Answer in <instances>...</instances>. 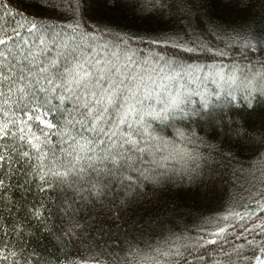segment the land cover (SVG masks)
I'll list each match as a JSON object with an SVG mask.
<instances>
[{"label":"snow or ice","instance_id":"6c2138e0","mask_svg":"<svg viewBox=\"0 0 264 264\" xmlns=\"http://www.w3.org/2000/svg\"><path fill=\"white\" fill-rule=\"evenodd\" d=\"M102 5L111 10L119 7L121 0H102ZM36 6L47 16L21 7L19 0H0V20L13 21L10 27L7 23L0 27V144L7 152L0 154V201L11 203L6 194L12 187V177L20 172L29 190L35 183L37 193L49 197L22 205L24 218L49 231L53 214L67 217L68 225L60 230L65 246L80 243L91 248L102 240L109 247L121 246L123 241L118 234L113 235V227L121 228L122 213L148 186L162 188L178 173L191 179L202 172L220 149L199 137L185 122L208 118L226 136L237 137L239 152H233L229 144L224 153L228 159H235L243 151L264 152V132L253 137L247 120L235 118L258 117L264 130V71L250 73L238 64L230 68L215 64L202 67L160 53L153 54L157 58L154 68L145 61L138 70L136 54L129 47H116L112 52H108L107 44L102 50L98 48L97 40H103L105 33L86 24L81 0H37ZM180 7L168 0L140 3L142 12L167 10L170 16ZM181 10L188 17L185 36L194 35V18L199 27L218 39L227 37L228 46L237 45L242 55L243 50H255L246 31L233 29V35L218 21L193 16L191 8ZM147 18L156 22L155 16ZM58 20L67 22L56 23ZM248 23L244 21L241 28ZM255 39L264 52V35ZM121 42L127 44L123 38ZM145 42L163 43L184 53L203 49L213 56L227 55L224 50L214 51L201 35L187 40L165 33ZM223 107L228 111H217ZM168 127L175 132L171 139L163 134ZM117 190L119 197H109V191L115 194ZM69 192L73 194L71 199L67 195L51 199L53 193ZM258 195L264 198V191ZM97 204L106 207L110 215L94 223L99 218L91 211ZM85 206L89 215L81 220L77 214ZM106 221L111 223L105 226ZM257 228L259 243L243 237L250 255L244 244L234 245L229 251L223 244L228 229L220 227L210 233L214 238L206 243H180L187 238L178 237L167 248L157 247L147 259L149 264H193V259L203 261L206 256L197 252L196 246L202 249L220 243L218 251L223 257L215 264H264V220L250 231ZM11 230L18 238L33 235L22 225ZM4 235H8L6 226ZM128 243L129 251L136 256L141 250ZM133 247L135 252L131 251ZM24 250L23 242L20 251L0 249V264L9 258L11 264H33L24 257Z\"/></svg>","mask_w":264,"mask_h":264},{"label":"trees","instance_id":"16d2710c","mask_svg":"<svg viewBox=\"0 0 264 264\" xmlns=\"http://www.w3.org/2000/svg\"><path fill=\"white\" fill-rule=\"evenodd\" d=\"M21 7L27 6L30 11L40 13L37 0H19ZM86 9L83 19L88 26H94L105 33L103 40H97L99 49L108 45V52L114 48L129 47L136 55L135 61L140 64L147 61V66L154 68L156 57L154 53H160L168 57L183 58L185 63L200 65L202 67L215 64L218 67L223 65L230 68L238 64L250 73L264 71V52L260 48L255 37L264 35V0H168L169 4H178L170 16L168 11L142 12L140 3L142 0H121L119 7L111 10L102 5V0H81ZM194 5V7H193ZM191 8L193 16L199 14L205 21L212 19L223 24L229 33L235 34L233 29L246 31L248 39L255 45V50H242L235 44L228 46V38L218 39L216 36L205 31L198 26V22L193 18L192 27L195 33L192 36H185L188 28V17L181 9ZM47 16V12L40 13ZM59 14V13H58ZM155 16L156 22L147 17ZM248 21L244 29L241 25ZM65 23V20L55 21ZM7 23L10 27L13 21L0 20V27ZM110 33V34H109ZM165 33L171 36H184L187 40L195 39V35H201L213 50H224L225 56H213L211 53L198 49L195 53H184L178 49L165 47L163 43L149 44L145 41L148 38L155 39ZM126 41L127 44L121 42ZM167 71V70H165ZM156 76V73H152ZM218 112L228 111L227 107L217 108ZM241 122L247 120L249 132L253 137H258L264 132L261 129L258 117H235ZM190 129L197 132L206 142H210L219 147L220 151L214 154V158L203 168L198 175L194 174L191 179L187 176L181 178L178 173L167 180L162 188L153 189L148 186L143 194L129 208L122 213L121 228L113 227V235H119L121 246H106L104 241L99 245L93 244L91 248L87 244L73 243L65 246L61 243V228L69 223L67 217L61 219L60 214H53L48 221L49 231H45L42 226H37L35 221L24 218L21 208L26 202L30 206L41 199H48L47 194H38L35 183L25 185L24 177L20 172L15 173L10 183L12 185L6 194L10 197L11 203L0 201V249L5 247L8 250L20 251V243L25 244L24 257L33 261V264H71V262H87V264H149L148 256L154 255L157 247L167 248L178 237H186L180 243L196 245V242L206 243L210 233L219 231L220 227L228 229L225 234L227 239H223L224 246L231 251L234 245L244 244L247 248L248 239H254L259 243L261 235L257 228L255 232L250 231L264 220V198L258 193L264 191V152H240L235 159H228L224 153L232 144V151L239 152V146L235 143L238 139L235 136L225 135L208 118L194 119L190 124ZM183 126V125H178ZM169 139L175 136L174 129L168 127L163 133ZM188 147H192L189 145ZM0 154L7 155L2 144H0ZM7 167V165H5ZM13 169L16 165L13 164ZM177 169L180 168L176 164ZM31 178H29V181ZM19 181V184L17 183ZM118 187V186H117ZM119 190L115 194L109 191V197L115 195L119 197ZM67 195L69 199L72 193H53L51 199L57 196ZM79 199V197H77ZM75 207V205H74ZM15 209L10 211L9 209ZM238 212L241 215H234ZM89 215V208L85 206L83 211L77 214V218L83 220ZM93 217L106 220L110 215L108 209L97 204L91 211ZM223 217H228L227 220ZM111 221H106L105 226ZM23 226L27 232H33L31 237L23 236L18 238L12 232L13 226ZM8 228V235H4V227ZM126 237V239H125ZM203 238V239H201ZM105 240L109 238L104 237ZM138 246L141 250L136 256L129 251V243ZM111 244V241H109ZM220 243L208 245L206 248L196 246V251L206 253L203 261L193 259V264H215V261L223 257L219 252ZM132 252L136 251L133 247ZM258 251V250H257ZM187 254V253H186ZM192 259V257H190ZM9 258L5 264H11Z\"/></svg>","mask_w":264,"mask_h":264}]
</instances>
